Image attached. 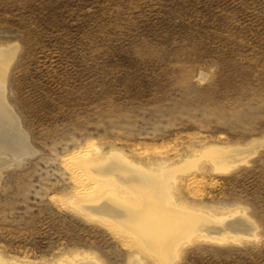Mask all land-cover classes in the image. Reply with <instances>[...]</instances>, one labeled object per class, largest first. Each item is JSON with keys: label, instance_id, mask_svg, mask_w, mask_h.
Returning <instances> with one entry per match:
<instances>
[{"label": "rangeland", "instance_id": "obj_1", "mask_svg": "<svg viewBox=\"0 0 264 264\" xmlns=\"http://www.w3.org/2000/svg\"><path fill=\"white\" fill-rule=\"evenodd\" d=\"M12 48L5 99L37 152L0 167V264H264V0H0ZM114 153L148 173L190 161L173 202L130 170L105 188L92 167ZM94 180L108 196L84 197Z\"/></svg>", "mask_w": 264, "mask_h": 264}, {"label": "bare ground", "instance_id": "obj_2", "mask_svg": "<svg viewBox=\"0 0 264 264\" xmlns=\"http://www.w3.org/2000/svg\"><path fill=\"white\" fill-rule=\"evenodd\" d=\"M14 54H15V49L14 48H12V49H9V50H6V51H4V50H0V167L1 166H4V165H10V164H17V166H20V162L22 161L21 159L22 158H25V157H27V156H32V155H35V153L37 152L36 150H34L33 149V147L29 144V138H28V136H27V133H25L24 132V130L22 129V127H21V125H20V120H19V118L17 117V115L15 114V112L13 111V109L7 104V102H6V99H5V83H4V79H5V73L7 72L6 71V69L8 68V65H9V62H10V60L12 59V57L14 56ZM8 70V69H7ZM260 143V142H259ZM96 149V148H95ZM97 151L99 150L98 148L96 149ZM236 149H234V151H235ZM248 150H250V149H248ZM248 150H245L244 149V151H247L248 152ZM36 151V152H35ZM100 151V153H101V150H99ZM217 151V150H216ZM223 151V150H222ZM243 150H241L240 149V151L238 150V154H235V156L236 157H238L239 158V156L241 155V153L240 152H242ZM81 152V151H80ZM79 152V153H80ZM84 152V151H83ZM214 152V151H213ZM250 152V151H249ZM220 153V152H219ZM227 153H230V152H227ZM233 153V152H232ZM240 153V154H239ZM243 153V152H242ZM86 154H88V153H86ZM211 154V153H210ZM224 154V153H223ZM226 154V153H225ZM234 154V153H233ZM232 154V156L234 157V159H236V157L234 156ZM83 155V154H82ZM222 154H220L219 156L220 157H222L221 156ZM227 155H229V154H227ZM227 155H224L222 158L223 159H227L228 161H229V158H227L228 156ZM245 155V154H244ZM249 155H250V153H249ZM83 156H85V155H83ZM215 156L216 157H218L217 156V152H215ZM226 156V157H225ZM242 156H243V154H242ZM245 156H248V155H245ZM215 157V158H216ZM232 157V158H233ZM106 158V159H105ZM104 159H102V162L100 163V165H98V166H94V167H92V168H94V171L95 172H93V175H95L98 179L97 180H99V178L100 177H102V173L104 174V172H106V173H108V175H110V174H112V176L114 177H112L111 179H112V182H110L109 184H105V188H114L115 190L116 189H119L120 188V181H121V179H123L122 178V176H123V174L125 175V170H130V172H132V174L134 175V177L135 176H137V178H136V180H131V179H125L126 181H132L135 185H136V187H138V188H140V190H141V192H142V190L143 191H146L149 195H151V197L149 196V195H147L146 194V192H143L142 193V195H141V192H139L138 190H136V189H138V188H132V189H134V191H136V194L138 193H140L139 194V196L141 195V197H146V196H149L150 197V199H153V198H155V197H153L152 198V196L154 195V196H157L158 197V199H159V196L161 195V196H164L163 198H161V201L162 200H165L164 202L166 203H171V202H173V197H171L170 195H171V193H172V191H173V184H175L176 183V174H178L179 172H180V170L181 171H184L185 169H186V167H187V165H188V163L190 162V161H187L186 163H187V165H185V166H183V167H181V169H176V170H174V171H171V172H167V171H164V168H165V166L167 165V161L166 160H160V161H156V162H152V161H150L151 162V165H152V168H151V172L153 171V170H155V173H148L147 171H144L143 169H141V167H139V166H136V165H131V163L129 162V160L127 159V158H125L122 154H116V153H114L113 155H109V156H107V157H105ZM219 158V157H218ZM231 158V159H232ZM241 158V157H240ZM243 158V157H242ZM245 158H247V157H245ZM223 159H219V160H223ZM231 159H230V163L232 162L231 161ZM233 159V160H234ZM191 160V159H190ZM216 160H218V159H216ZM215 160V161H216ZM218 160V161H219ZM244 160V159H243ZM196 161V160H195ZM236 161H238V160H236ZM150 162H147V164L148 163H150ZM22 163V162H21ZM88 163V162H87ZM130 163V164H129ZM170 163V162H169ZM168 163V164H169ZM198 164V163H197ZM229 164V163H228ZM88 165L89 164H87V168H88ZM150 165V164H149ZM218 165H221L220 164V162H218ZM16 166V165H15ZM11 167V166H10ZM189 167V166H188ZM175 168V167H174ZM177 168V167H176ZM227 168V167H226ZM125 169V170H124ZM83 169H81V171L79 172L80 173V175L83 177L80 181H84L85 179H87V175H84L85 173H87L86 172V170H85V172L84 171H82ZM124 170V173L122 174V171ZM141 170H143V171H141ZM172 170V169H171ZM221 170H223V169H221ZM220 170V171H221ZM225 170V169H224ZM170 171V170H169ZM89 172V171H88ZM134 172V173H133ZM131 174V173H130ZM132 174H131V176H132ZM128 176H130V175H128ZM104 177V176H103ZM124 177H126V176H124ZM127 178H129V177H127ZM93 179V178H92ZM85 184V183H84ZM93 184V185H92ZM92 184H91V186H86L87 187V189H86V191L87 192H90L89 194H86L84 197H89V196H93V197H106V196H108V193H106V194H104L103 196H101V191H103L104 189L103 188H98V181H96V180H94V182H92ZM133 185V184H132ZM94 186H95V189H97V190H95V191H93L94 190ZM141 186V187H140ZM114 189H112V190H114ZM125 190V191H124ZM123 191H124V193H126V189H124ZM129 191H131V190H129ZM133 192V191H132ZM131 192V193H132ZM110 194V193H109ZM134 194V193H133ZM136 194H134V196L136 195ZM124 196H125V194H123ZM115 196H116V192H115ZM126 197L128 198V197H131V195L128 193H126ZM137 197V196H136ZM135 197V198H136ZM157 197H156V199H157ZM139 198V197H138ZM147 198V197H146ZM143 199V198H142ZM149 199V198H148ZM135 200H137V201H134L133 200V203L132 204H135V202H136V204H137V202L139 201L140 202V198L139 199H135ZM145 200V199H144ZM147 200V199H146ZM145 200V201H146ZM125 201V200H124ZM131 201H132V199H131ZM130 201V202H131ZM155 200H153V201H151V202H154ZM158 201V200H157ZM128 202V201H127ZM143 202V201H142ZM149 202H150V200H149ZM150 202V203H151ZM147 203H148V201H147ZM163 203V202H162ZM176 203V202H175ZM175 203H173V204H175ZM181 203H183V202H181ZM131 204V203H130ZM139 204V203H138ZM152 204V203H151ZM155 204V203H154ZM178 204L180 205V203L178 202ZM186 204V203H185ZM118 204H115V201L113 200L112 202H111V200H110V202L109 203H104V202H102L101 200H99V201H96V202H94L93 201V203H90V205H87L86 207L88 208V210L89 209H92V210H95V211H108V213H110V211H113L114 209H115V207L117 206ZM128 205V204H127ZM150 205V204H149ZM156 205H159V207H161V206H163V205H160V204H155V206ZM167 205V204H166ZM176 205H177V203H176ZM121 206H123V205H121ZM153 206V205H152ZM168 206V205H167ZM173 206H175V205H173ZM180 206H182V205H180ZM154 207V206H153ZM159 207H158V210H159ZM176 207H179V206H176ZM188 207V206H187ZM180 208H182L181 210H183L182 212H184L185 214H188L189 212H190V214L191 213H194V212H192V211H190V210H188L186 207L185 208H183V207H180ZM126 209V208H125ZM162 209V208H161ZM168 209V208H167ZM190 209H192V208H190ZM163 210V209H162ZM165 210V209H164ZM171 210V209H170ZM180 210V209H179ZM122 211V210H121ZM159 211H161V210H159ZM115 212V211H114ZM113 212V213H114ZM164 212V211H163ZM180 211H178V213H179ZM160 213V212H159ZM172 213L173 212H171V215H172ZM175 213H176V211H175ZM196 213V212H195ZM232 213V212H231ZM111 214H112V212H111ZM123 214V213H122ZM133 214V213H132ZM139 214V213H138ZM166 214V213H165ZM180 214V213H179ZM182 214V213H181ZM134 215V214H133ZM140 215V214H139ZM137 215V217H135V219H141V216L142 215ZM155 215V214H154ZM157 215V214H156ZM160 215H161V213H160ZM164 215V214H163ZM174 215H176V214H174ZM210 215H213V218H214V220H216L217 221V223H219V224H223V225H221V227L223 226H226L229 222H231V220L232 219H237L236 221L237 222H233V224H232V222L230 223V224H232L233 226H235V228H233V227H231L230 226V224H228L230 227H231V229L233 230H235L236 229V226L237 225H234V224H239V226L243 229V231H244V228L242 227L243 226V224H245L246 223V225H247V223L249 224V221H245V220H241V219H239V217L237 218H230L231 220H229V219H227V220H224L225 219V217L224 216H222V215H220V214H214V213H210ZM125 216V215H124ZM132 216V215H131ZM162 216V215H161ZM186 216V215H185ZM197 216V215H196ZM233 216H234V214H233ZM143 217V216H142ZM151 217H152V215H151ZM177 217H178V215H177ZM183 217H184V214H183V216H181V218L183 219ZM200 217H202V216H199V218ZM232 217V216H231ZM241 217V216H240ZM171 218H173V217H171ZM193 218V217H192ZM212 218V219H213ZM243 218V217H242ZM132 219H134V217L132 218ZM134 219V221H136ZM163 219V218H162ZM167 219V218H166ZM205 219V218H204ZM209 219V218H208ZM239 219V220H238ZM128 220V219H127ZM175 220H177V218L175 219ZM184 220H185V217H184ZM197 220H199V221H201L200 219H197ZM121 221V220H120ZM143 221H144V219H143ZM155 221V220H154ZM174 221V220H173ZM191 221V220H190ZM189 221V222H190ZM194 221H196V220H194ZM199 221H197V223L199 222ZM203 222H201L202 224H205V223H207V222H205L204 220H202ZM207 221V220H206ZM220 221V222H219ZM233 221V220H232ZM242 221H244V222H242ZM123 223L125 222V221H122ZM131 222V221H130ZM176 222V221H175ZM179 222V221H178ZM209 222H211V224H212V222L213 221H209ZM117 223H119V222H117ZM139 223V222H138ZM188 223V222H187ZM199 224V227H200V225L202 226V224ZM132 225L134 224V223H131ZM154 224H156V223H154ZM162 224V223H161ZM165 224V223H164ZM178 224V223H177ZM189 224V223H188ZM188 224L186 225V223H184V225H183V227L182 228H184L185 230H187V231H189V232H191V231H193V232H195L196 234H197V232H196V230H195V228H197L198 227V225L197 226H195L194 227V225L193 226H191V224H189L190 226H188ZM210 224V223H209ZM224 224H226V225H224ZM121 225V224H120ZM123 225V224H122ZM127 225H129L128 223H127ZM175 225H176V223H175ZM180 225V224H179ZM228 225H227V227H228ZM134 226V225H133ZM156 226V225H155ZM163 226V225H162ZM176 226H178V225H176ZM181 226V225H180ZM179 226V227H180ZM203 226H205V225H203ZM202 226V227H203ZM208 226V225H207ZM220 226V225H219ZM239 226H237V228L239 227ZM161 227V226H160ZM170 227H171V224H170ZM178 227V228H179ZM202 227H200V228H202ZM220 227V228H221ZM230 227H228V229L230 228ZM145 228V227H144ZM152 228V227H151ZM155 228V227H154ZM162 228H164L165 229V226L164 227H162ZM167 228L169 229V227L167 226L166 227V230L165 231H163V233L164 232H166L167 231ZM173 227H171L170 229H172ZM181 228V227H180ZM205 228V227H204ZM207 228V227H206ZM209 232H206V234H208V233H210V234H212L211 232L212 231H215V230H217L218 229V227H215L214 225L213 226H211V225H209ZM241 228H238V229H240L241 230ZM245 228H247V227H245ZM249 228V227H248ZM247 228V229H248ZM140 229V228H139ZM168 230V231H171V230ZM177 229V228H176ZM223 229V228H222ZM225 229H226V227L224 228V232H225ZM228 229H226L227 231H228ZM247 229H245V232L247 231ZM173 230V229H172ZM199 230V229H198ZM204 230H206V229H204ZM221 230V229H220ZM230 230V229H229ZM232 230H230L229 232H232ZM252 230V229H251ZM161 231V230H160ZM176 231V230H175ZM180 231V230H179ZM183 231V230H182ZM203 231V230H202ZM208 231V230H207ZM218 231V230H217ZM239 231V230H238ZM242 231V232H243ZM253 231V230H252ZM172 232V231H171ZM221 232H222V230H221ZM224 232H222L221 234H223ZM235 232H237L236 230H235ZM245 232H243V233H241V234H244ZM249 232V231H248ZM130 233V232H129ZM161 233V232H160ZM168 233V232H167ZM174 233V232H173ZM173 233L171 234V235H173ZM186 233V232H185ZM195 233H193V235L195 234ZM216 231H215V235H216ZM225 233H227V232H225ZM232 233H234V231L232 232ZM247 233V232H246ZM176 234V233H175ZM179 234V233H178ZM183 234V233H182ZM181 234V235H182ZM203 234H205V232L203 233ZM202 234V235H203ZM219 235H220V233H218ZM218 234H217V236H218ZM237 234V233H236ZM239 234V233H238ZM160 235V234H159ZM180 235V236H181ZM189 235V234H188ZM192 235V234H191ZM198 235V234H197ZM214 235V233L212 234V236ZM224 235V234H223ZM240 235V234H239ZM153 236V235H152ZM174 236V235H173ZM172 236V237H173ZM176 236V235H175ZM174 236V237H175ZM184 236V235H183ZM210 235H208L207 237H209ZM221 236V235H220ZM233 236H235V235H233ZM155 237H156V235H155ZM160 237V236H159ZM182 237V236H181ZM187 237V236H186ZM190 237V236H189ZM203 237H204V235H203ZM206 237V238H207ZM184 238V237H183ZM198 238V237H197ZM230 239H232L233 241L235 240V239H237V238H235V237H229ZM239 239H243L244 237L243 236H241V237H238ZM246 238V237H245ZM154 239V238H153ZM159 239V238H158ZM174 239V238H173ZM187 239V238H186ZM215 239V238H214ZM161 240V239H160ZM172 240V238H170L169 240H168V242L169 241H171ZM163 242V241H162ZM138 243H140V242H138ZM144 244V243H143ZM142 244V245H143ZM150 244V243H149ZM153 244V243H152ZM155 244V243H154ZM169 243H167V246H169L168 245ZM141 245V244H140ZM144 246V245H143ZM149 246V245H148ZM140 247V246H139ZM168 248H170V247H168ZM175 249V248H174ZM148 250V249H147ZM145 252V251H144ZM149 252V251H148ZM169 254V253H168ZM139 257V256H138ZM159 259V258H158ZM95 264V263H94ZM97 264H99V263H97ZM131 264H142V261H140V258L138 259V258H136V259H134V261H132V263Z\"/></svg>", "mask_w": 264, "mask_h": 264}, {"label": "water", "instance_id": "obj_3", "mask_svg": "<svg viewBox=\"0 0 264 264\" xmlns=\"http://www.w3.org/2000/svg\"><path fill=\"white\" fill-rule=\"evenodd\" d=\"M18 167V166H17Z\"/></svg>", "mask_w": 264, "mask_h": 264}]
</instances>
